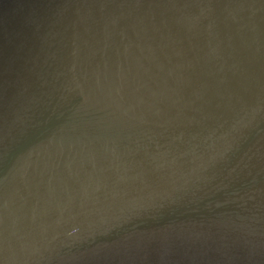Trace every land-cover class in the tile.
Here are the masks:
<instances>
[{"label": "water", "instance_id": "water-1", "mask_svg": "<svg viewBox=\"0 0 264 264\" xmlns=\"http://www.w3.org/2000/svg\"><path fill=\"white\" fill-rule=\"evenodd\" d=\"M0 264H264V0H0Z\"/></svg>", "mask_w": 264, "mask_h": 264}]
</instances>
